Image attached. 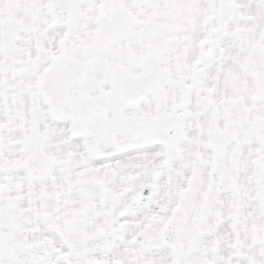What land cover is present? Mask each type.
Returning a JSON list of instances; mask_svg holds the SVG:
<instances>
[{"label":"snow or ice","instance_id":"1","mask_svg":"<svg viewBox=\"0 0 264 264\" xmlns=\"http://www.w3.org/2000/svg\"><path fill=\"white\" fill-rule=\"evenodd\" d=\"M0 264H264V0H0Z\"/></svg>","mask_w":264,"mask_h":264}]
</instances>
